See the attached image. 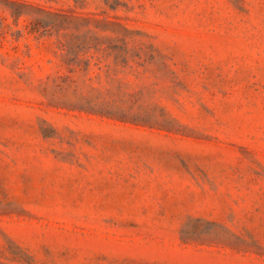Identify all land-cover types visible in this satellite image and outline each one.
Returning <instances> with one entry per match:
<instances>
[{"label":"rangeland","instance_id":"374dc122","mask_svg":"<svg viewBox=\"0 0 264 264\" xmlns=\"http://www.w3.org/2000/svg\"><path fill=\"white\" fill-rule=\"evenodd\" d=\"M0 264H264V0H0Z\"/></svg>","mask_w":264,"mask_h":264}]
</instances>
